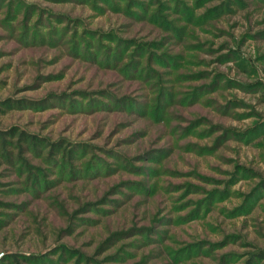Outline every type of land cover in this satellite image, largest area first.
<instances>
[{
    "label": "rangeland",
    "instance_id": "374dc122",
    "mask_svg": "<svg viewBox=\"0 0 264 264\" xmlns=\"http://www.w3.org/2000/svg\"><path fill=\"white\" fill-rule=\"evenodd\" d=\"M0 106V264H264V0H0Z\"/></svg>",
    "mask_w": 264,
    "mask_h": 264
},
{
    "label": "trees",
    "instance_id": "16d2710c",
    "mask_svg": "<svg viewBox=\"0 0 264 264\" xmlns=\"http://www.w3.org/2000/svg\"><path fill=\"white\" fill-rule=\"evenodd\" d=\"M0 110H2L1 106H0ZM13 134H11L10 130H3L0 129V156L4 157V158H9L11 155V152L9 149H7V147L9 145H12V138H8L9 136H13ZM19 138L22 140H27L31 137V134H27L26 132H19L18 133ZM30 136V137H29ZM32 142H34V140L30 139Z\"/></svg>",
    "mask_w": 264,
    "mask_h": 264
}]
</instances>
